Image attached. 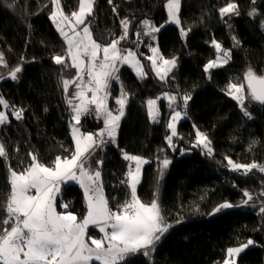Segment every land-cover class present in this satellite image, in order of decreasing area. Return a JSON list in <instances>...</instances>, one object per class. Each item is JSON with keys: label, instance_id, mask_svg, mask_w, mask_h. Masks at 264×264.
Here are the masks:
<instances>
[{"label": "trees", "instance_id": "obj_1", "mask_svg": "<svg viewBox=\"0 0 264 264\" xmlns=\"http://www.w3.org/2000/svg\"><path fill=\"white\" fill-rule=\"evenodd\" d=\"M95 1L93 13L86 19L93 38L102 44L118 38L122 34L121 20L127 19L128 39L121 41L119 47L140 54L149 77L139 80L130 67L119 65L118 74L129 98L127 112L117 143L95 149L89 163L93 170L99 167L105 197L109 207L115 209L130 198V186L121 181L128 179L126 174L132 163L123 159V154L145 157L149 163L144 167L137 194L142 202L150 203L158 188L167 222L177 224L156 243L150 257L138 253L126 264H221L228 258V248L248 239H253L255 246L239 255L238 264H264V213L260 212L264 206V173L253 169L241 175L231 170L226 159L264 165V107L256 103L248 106L252 118L246 119L238 103L226 94L227 85L237 82L235 77L242 79L249 67L264 75V0H182L179 17L181 26L189 32L185 40L177 25L167 24V0ZM79 2L61 0L69 16L79 11ZM227 3L238 5V16L221 17L219 9ZM53 9L52 0H0V52L7 64H0V94L12 110L24 109L21 120L11 114L9 123L0 125V141L8 153L7 163L0 159V205L6 203L10 191L8 165L22 171L31 163L29 153L37 154L40 162L50 165L57 155L69 156L74 149L69 127L73 113L62 79H74L77 70L66 69L53 60L54 56L63 55L67 47L52 22ZM253 9L256 17L248 15ZM144 19L164 25L157 39L158 51L164 59L177 58L180 63L164 81L153 74L147 59L149 45H154L147 37L142 42L143 34L139 38L136 35L137 31L143 32ZM214 40L224 50H231V59L226 66L206 73L205 65L217 54ZM236 41L238 46H234ZM17 66L22 71L14 81L9 73ZM116 88L117 83L112 82L110 103ZM167 91L180 97L191 96L187 104L190 119L178 126L180 136L173 143L175 151L166 140L170 134L166 102H161L164 113L160 123L149 119L147 108L149 99ZM195 126L210 139L212 155L193 146ZM103 127L102 118L95 115L81 121L83 132L97 133ZM253 140L257 143L249 150ZM187 148L192 152L181 156ZM165 157L173 163L166 178L161 179L158 165ZM97 160L103 164L97 165ZM245 190L253 196L246 208L208 216L224 202L246 199ZM61 204L68 208H61ZM56 205L60 212L71 211L78 219L83 218L86 202L82 187L65 185ZM3 216L0 208V217ZM88 231L96 238L102 236L94 226Z\"/></svg>", "mask_w": 264, "mask_h": 264}, {"label": "snow or ice", "instance_id": "obj_2", "mask_svg": "<svg viewBox=\"0 0 264 264\" xmlns=\"http://www.w3.org/2000/svg\"><path fill=\"white\" fill-rule=\"evenodd\" d=\"M95 0H80L79 11L71 12V18L65 15L61 8V0H53L56 10L51 13V19L56 23L61 36L66 42V50L63 55L53 57L57 65L64 68L77 70L74 79H62V87L65 93L70 85H75L72 97L67 99V104L73 113L71 134L74 140V149L69 156L57 155L50 165H46L38 159L37 154L29 153L31 163L22 171L17 172L8 165L10 191L3 208L4 216L0 217V264H92L99 261L100 264H126L133 255L142 254L150 257L155 250V245L173 227L162 214L158 199L150 203H144L137 195V185L140 183L141 166L149 163L143 157L123 154V159L135 164L133 170L129 166L126 180L122 184L130 186L129 199L118 204L115 209L109 207V202L103 192L101 171L99 167L95 170L89 163L95 154V149L102 148L109 142L115 143L120 121L125 116L127 105V93L120 82L119 65L127 64L133 68L139 78L146 77L143 65L131 49L119 47L120 42L128 39L129 21L121 20L122 34L107 44L98 43L92 35L90 23L86 24L88 16L92 15ZM112 0H109L111 3ZM255 0H253V3ZM181 0H167L165 5L168 22L180 25L179 18ZM115 11V7L113 8ZM220 15H239L236 3H227L219 9ZM249 16L256 17L258 14L253 9ZM143 32L137 31L139 38L142 34L155 39L154 33L160 31L164 25L157 27L151 20L144 19L142 22ZM62 25H67L71 31L65 30ZM84 25L82 30L77 27ZM264 29V23L261 24ZM190 31V29H189ZM182 35H187L181 28ZM235 41L236 38L233 37ZM214 48L218 53L216 59L210 60L205 65V72L226 65L231 59V50H224L219 42L213 41ZM236 41L234 46H238ZM153 55L147 57L151 61V67L160 80L167 79L176 67V59H164L158 48L149 45ZM125 54H121V53ZM102 53V55H101ZM222 53V55L220 54ZM70 60V63L68 61ZM158 61L162 63L158 64ZM0 64L7 67L3 52H0ZM22 71L17 66L9 73L10 79L17 80L18 73ZM85 75L87 80L84 79ZM211 76H209V79ZM237 82L227 85L226 94L229 95L238 106L246 119H251L248 106L256 103L264 107V75H258L254 69L249 67L243 78L235 77ZM112 82L120 87L118 97L114 102L118 108L113 110L108 107L107 100L111 94ZM247 89V92L245 91ZM88 93H91L89 97ZM164 98L169 101L168 107L172 115L167 123L170 134L166 136L168 146L175 151L173 137L178 135L177 122L186 116L188 101L191 96L185 94L181 97L183 108L177 110V96L164 93ZM75 101H78L76 103ZM247 101V106H246ZM94 105V108L90 106ZM157 100L147 101L148 113L153 122L159 123ZM175 105V107H174ZM0 106L7 109L9 105L0 97ZM24 109H13L12 115L16 120L23 118ZM95 115L97 119L102 118L104 127L97 133L82 132L80 127L81 117ZM9 123L5 111H0V125ZM71 123V121H70ZM257 141L253 140L249 150ZM194 147H202L208 155L213 154L211 141L203 132H195ZM65 151H68L65 149ZM123 151V150H121ZM0 159L6 163L8 153L3 143H0ZM227 164L231 170L247 175L253 169L264 173V165L255 161L249 164L233 162L230 158ZM102 165V160L95 161ZM171 161L165 157L160 161L159 175L162 178L164 169H167ZM68 182H77L83 188L86 198V213L83 218L78 217L70 211H57L56 197L60 193L61 185ZM34 190V194L33 193ZM158 193V188H157ZM246 199L241 201L247 205L253 200L252 194L244 191ZM264 196V193H261ZM240 205L224 202L213 209L209 215L230 210ZM61 208L67 209V204H61ZM264 213V206L260 207ZM179 223V221H177ZM94 226L102 234L100 238L88 235L89 226ZM254 242L248 240L241 247H230L227 257L231 258L241 253ZM224 264H235L226 258Z\"/></svg>", "mask_w": 264, "mask_h": 264}, {"label": "rangeland", "instance_id": "obj_3", "mask_svg": "<svg viewBox=\"0 0 264 264\" xmlns=\"http://www.w3.org/2000/svg\"><path fill=\"white\" fill-rule=\"evenodd\" d=\"M52 2H53V0H52ZM96 2V1H95ZM95 2H94V7H95ZM181 5H182V0H181ZM181 5H180V12H181ZM93 7V8H94ZM61 8H62V11H63V13L65 14V15H67V16H69L68 14H66L65 12H64V10H63V7H62V3H61ZM56 10V6H55V4H54V9H53V11H55ZM180 12H179V16H180ZM70 17V19H72L73 20V22H74V18H71V16H69ZM180 18V17H179ZM52 22H53V24L55 25V27H56V23L52 20ZM153 22V21H152ZM154 23V22H153ZM155 24V23H154ZM167 24L168 25H170V24H173V23H170V22H167ZM156 25V24H155ZM176 25V24H175ZM63 27H65V30L66 31H69V34L71 35L72 33H71V31H70V29H69V27L67 26V25H62ZM157 26V25H156ZM178 27H179V29L181 30V28H183L182 26H181V24L180 25H177ZM84 27V25H80V26H78L77 27V31H80V30H82V28ZM157 27H159V26H157ZM164 27V26H163ZM163 27H161L160 28V30L163 28ZM57 28V27H56ZM184 29V28H183ZM58 30V29H57ZM144 31V30H143ZM184 31L187 33V35H182V33H181V38H183L184 40L187 38V36H188V34H189V32H188V30H186V29H184ZM58 32H59V30H58ZM60 33V32H59ZM159 33H160V31L159 32H157V33H154L153 35L155 36V39H153L151 36H147V35H142V37H141V40H142V42L145 40V37H147L146 39L149 41L150 40V42L154 45V47H156V48H158L157 47V39H158V35H159ZM61 35V34H60ZM217 42V41H216ZM223 48V47H222ZM127 49H129V48H127ZM224 49V48H223ZM226 50H229V49H226ZM133 52H135L134 50H132ZM151 51V50H150ZM136 53V56H137V58L140 60V62H141V64L143 65V70H144V72L145 73H147V71H146V67H145V65H144V62L142 61V58H141V56H140V54H137V52H135ZM122 55L123 54H125V53H121ZM221 55H222V53H220ZM101 55H102V53H101ZM151 55H153L152 54V52H150V55L149 56H151ZM217 55H218V53L216 54V56H215V58L214 59H216V57H217ZM148 56V57H149ZM176 59V67H177V65H178V67H180V63H179V61H178V59L177 58H175ZM214 59H212V60H214ZM168 60H170V59H168ZM210 61V60H209ZM208 61V62H209ZM229 62H230V60H229ZM228 62V63H229ZM160 63H162L161 61H158V64H160ZM227 63V64H228ZM149 64L151 65V61H149ZM226 64V65H227ZM121 65V64H120ZM124 66H127V67H130L129 65H127V64H123ZM226 65H223V66H221V67H224V66H226ZM131 68V67H130ZM218 68H220V67H218ZM132 70H133V72L135 73V75L137 76V74H136V72H135V70L133 69V68H131ZM216 69V68H215ZM151 70H152V72H153V74H155L156 75V73H155V71L153 70V68L151 67ZM174 70V69H173ZM172 70V71H173ZM211 70H213V69H211ZM211 70H209V72L211 71ZM171 71V72H172ZM208 72V73H209ZM138 77V76H137ZM149 77V75H148V73H147V75H146V77H144V78H142V79H145V78H148ZM84 79L85 80H87V76L85 75V77H84ZM138 79L140 80L141 78H139L138 77ZM0 81H1V78H0ZM120 82H121V80H120ZM122 83V82H121ZM234 83V82H233ZM118 85V84H117ZM75 90V85H70L69 86V88H68V92L65 94V97H66V101H67V99L68 98H71L72 97V93H73V91ZM124 90H125V92L127 93V91H126V89H125V87H124ZM245 91L247 92V89H245ZM119 93H120V87H119V85H118V88H116L115 89V91H113L112 92V95H111V99H112V103H110V102H108V100H107V104H108V107L110 108V109H113V110H115V109H117L118 108V105H116L115 104V102H114V98L115 97H118L119 96ZM164 93H169V94H171V95H176L177 96V103H178V105H179V108H177V110H181L182 108H183V105L181 104V97L180 96H178V94L176 93V92H169V91H167V92H162V94H160V96L158 97V98H152L153 100H157V105H156V109H157V111H158V119H159V123L161 122V120H162V115H163V113H164V111H163V108L161 107V102H163V101H165L166 102V106L168 107V104H169V101L167 100V99H165L164 98ZM88 95H89V97L91 96V93H88ZM0 97H2L3 99H4V97L0 94ZM5 100V99H4ZM6 101V100H5ZM7 102V101H6ZM76 103H78V101H75ZM189 102V101H188ZM128 104H129V98H128V94H127V105H126V107H125V114H126V112H127V106H128ZM9 105V104H8ZM91 108H94V105H92V106H90ZM174 107H175V105H174ZM147 108H148V106H147ZM0 111H5L6 113H7V115H8V120H9V118H10V115L12 114V109L10 108V107H8L7 109H5V108H3V106H2V108H0ZM168 111H170V113H169V118L171 117V115H172V110L168 107ZM186 113H187V115L186 116H183V118H181L178 122H177V125H176V128H177V133H178V135L176 136V137H173V143L176 141L175 140V138H177L178 136H180V134H179V128H178V126H179V124L181 123V122H183V121H185V119H190V117H189V115H188V106H187V109H186ZM89 116V115H88ZM87 116V117H88ZM87 117H84V116H82L81 117V121L83 120V118H87ZM123 119V118H122ZM122 119H121V121H122ZM149 119H151V117L149 116ZM70 121H71V123H70ZM69 121V127H70V132H71V128H72V124H74L75 122L74 121H72V120H70ZM103 121V120H102ZM121 121H120V125H121ZM151 121L153 122V120L151 119ZM155 123V122H154ZM77 127H80V129H81V131H82V128H81V122H80V125H77ZM195 128V132L197 131V130H199L200 132H202L201 130H200V128H198V127H194ZM83 132V131H82ZM95 134V133H94ZM119 134H120V127H119V129L117 130V135H116V139H115V144L117 143V140H118V137H119ZM210 140V139H209ZM0 143H3V141L1 140L0 141ZM110 143V142H109ZM177 147V146H176ZM211 147H212V145H211ZM6 148V147H5ZM212 149H213V147H212ZM213 151H214V149H213ZM192 152V150H190V149H185V150H183V152L181 153V156H187L188 154H190ZM227 158H229V157H227ZM144 159H146L145 157H144ZM147 160V159H146ZM170 160V159H169ZM231 160L233 161V162H235V163H238V162H236L234 159H232L231 158ZM171 161V163L169 164V166L167 167V169H164V175H163V177L161 178L160 177V175H159V177L161 178V179H165L166 178V176L168 175V172H169V170H170V168H171V165H172V163H173V161L172 160H170ZM131 166L133 167V169L135 168V164H134V162H132L131 161ZM241 164V163H240ZM243 164V163H242ZM145 165L146 164H144V165H142L141 166V176H140V183L137 185V192H138V188H139V186H140V184H141V182H142V180H143V176H144V174H143V171H144V167H145ZM160 168H161V164H159L158 165V173H159V171H160ZM101 180H103L102 179V176H101ZM69 184H73V183H70V182H68L67 184H62L61 185V189H60V192H62V187H63V185H69ZM104 186H103V192H104ZM160 193L161 192H159L158 191V193H157V191H156V198L158 199V203H159V205H160V208H161V211H162V214H163V209H162V207L163 206H161V195H160ZM32 194H34V191H33V193ZM59 195H61V193L60 194H58V196ZM105 195V194H104ZM138 195V194H137ZM229 203H231V204H233V205H240L239 207H234V208H232V209H230V210H233V209H244V208H246L247 207V205H242L241 204V202H229ZM56 204H57V200H56ZM230 210H223V211H221L220 213H216V214H214V215H220V214H222V212H227V211H230ZM57 211H59V210H57ZM71 212V211H70ZM213 211H211V213H212ZM73 213V212H72ZM73 214H75V213H73ZM76 215V214H75ZM164 215V214H163ZM77 216V215H76ZM208 216H211L212 217V215H208ZM78 217V216H77ZM165 217V216H164ZM170 224H172L173 226L174 225H177V224H174V223H170ZM89 227H91V225L89 226ZM88 235L89 236H92V237H94V238H96L94 235H91L90 233H89V231H88ZM249 240V239H248ZM247 240V241H248ZM250 240H252L253 242H254V240L253 239H250ZM246 241V242H247ZM246 242H244V243H246ZM244 243H242V244H239V245H237V246H235V247H241ZM255 244V242L252 244V245H249L247 248H245L241 253H239L238 255H236V256H234V257H231V258H227V259H229L230 261H234L235 262V264H238V258L240 257L239 255H241L242 253H244V252H246V250L247 249H249V248H251V247H253V246H255L254 245ZM99 262V261H98ZM221 264H224V262L223 263H221Z\"/></svg>", "mask_w": 264, "mask_h": 264}, {"label": "crops", "instance_id": "obj_4", "mask_svg": "<svg viewBox=\"0 0 264 264\" xmlns=\"http://www.w3.org/2000/svg\"><path fill=\"white\" fill-rule=\"evenodd\" d=\"M134 170V169H133ZM70 183H73V184H75V185H77V186H79V187H81L80 185H79V183H77V182H70ZM65 185H63V187H64ZM62 187V188H63ZM83 189V188H82ZM63 190V189H62ZM34 191V190H33ZM84 192V191H83ZM61 193V192H60ZM60 193H58V194H60ZM58 194H57V197H56V200L58 201V197L60 196H58ZM84 198H85V196H84ZM85 202H86V198H85ZM91 228H92V226H91ZM100 235H102L101 233H100ZM98 238H100V237H98ZM94 262V261H93ZM92 262V263H93ZM96 262H98V261H96ZM100 263V262H99Z\"/></svg>", "mask_w": 264, "mask_h": 264}]
</instances>
